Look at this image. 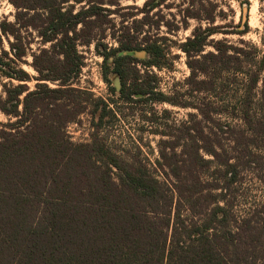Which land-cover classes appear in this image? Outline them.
<instances>
[{
  "label": "trees",
  "instance_id": "trees-1",
  "mask_svg": "<svg viewBox=\"0 0 264 264\" xmlns=\"http://www.w3.org/2000/svg\"><path fill=\"white\" fill-rule=\"evenodd\" d=\"M0 1L14 10L12 21H0V112L14 119L0 124V264H264V201L233 211L243 171L254 170L264 191V35L262 49L208 42L217 33L215 6L207 1L200 14L187 13L207 26L178 47L190 74L185 90L167 97L145 73L167 66L164 39L140 38L132 22L113 31L117 46L107 47L98 38L106 26L114 29L104 0ZM30 30L40 46L31 53L35 78L20 67L34 43ZM91 44L104 80L119 78L122 101L195 111L177 136L186 144L160 143L155 164L164 180L105 145L98 128L113 116L102 101L94 104L100 116L91 141L66 138L65 124L89 100L70 88L83 66L77 48ZM133 62L144 66L142 75ZM198 94L205 95L200 103L186 101Z\"/></svg>",
  "mask_w": 264,
  "mask_h": 264
},
{
  "label": "rangeland",
  "instance_id": "rangeland-1",
  "mask_svg": "<svg viewBox=\"0 0 264 264\" xmlns=\"http://www.w3.org/2000/svg\"><path fill=\"white\" fill-rule=\"evenodd\" d=\"M90 1L95 3L98 0ZM147 1L149 0H104L103 7L109 11L107 19L114 29L110 30L106 26L103 33L98 32L100 37H97L104 38L103 42L108 45L107 47L115 48L117 42L111 38L112 32L118 31L115 33L117 36L122 24L130 25L133 22L140 24V38L164 39L162 47L170 49L167 50V66L161 70L149 68V71L145 73H148L146 80L151 83L156 80L155 83L159 91L167 97H171L176 91L181 93L186 88L185 81L190 71L186 64L187 58L178 47L192 36L195 29H204L207 26L203 21L186 18L189 12L198 14L201 5L207 7V1L215 6L217 15L213 25L217 28V33L212 35L208 42L224 39L232 45L243 42L258 49L263 47L264 0H195L194 5L191 4V0H165L152 11H149L147 7L143 8ZM79 6L82 5H75L76 10ZM13 13L14 10L8 3L0 1V21L4 18L12 21ZM158 22L160 23L158 24ZM30 33L31 39L34 41L31 45L32 50L24 59L25 64H21L20 67L29 76L35 78L38 74L31 67L33 62L31 53L37 54L40 46L37 42L36 32L30 30ZM2 43L3 49L7 50L4 39ZM77 50L82 57L83 66L70 88L79 91L82 99L89 98V100L83 101L81 103L83 111L74 120L65 124L63 130L66 138L73 144H86L91 141L92 135L95 133L94 124L98 122L100 116V109L96 110L94 104L97 101H102L107 106L106 111H111L113 116V119L110 115L105 116L98 128V135L105 145L123 159L138 158L151 174L164 180L163 173L156 170L155 164L159 157L160 143L162 141L171 144L177 142L178 146L186 144L187 141L184 138L178 139L182 136L179 129L190 124L189 115L195 114V111L168 103L147 102L144 104L139 101L132 103L122 101L119 98L120 90L117 91L114 87L115 80L119 78L111 74L108 76L109 82L104 80L103 59L97 54L94 44L88 47L78 46ZM211 50L210 46L206 47V51ZM133 63L132 69L142 75L144 66L139 62ZM4 82L6 80L0 76V99L4 98L2 88ZM36 83L35 80L27 83L30 91L35 89ZM42 84H45L49 89L60 88L58 82H42ZM119 84L121 89L120 80ZM63 88L66 89V87ZM204 98L205 95L198 94L194 95V99L188 98L186 101L198 104ZM62 102L67 101L62 100ZM70 107L73 105L71 104ZM197 120H200V117ZM9 121L13 122L14 119L6 117L0 112V124ZM180 151L181 148H177L175 153L179 154ZM256 178L258 179V174L254 170L240 173V183L242 184L236 193L233 210L235 215L238 216L239 213L242 214L255 207V204L264 201V191ZM170 181L172 179L167 180L166 184L171 188Z\"/></svg>",
  "mask_w": 264,
  "mask_h": 264
},
{
  "label": "water",
  "instance_id": "water-1",
  "mask_svg": "<svg viewBox=\"0 0 264 264\" xmlns=\"http://www.w3.org/2000/svg\"><path fill=\"white\" fill-rule=\"evenodd\" d=\"M138 57H141V55L138 54ZM114 87H115V89H116L117 91L120 90L119 79H116V80H115V86H114Z\"/></svg>",
  "mask_w": 264,
  "mask_h": 264
}]
</instances>
